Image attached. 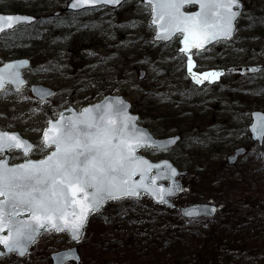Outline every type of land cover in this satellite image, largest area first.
<instances>
[{
	"label": "rangeland",
	"instance_id": "1",
	"mask_svg": "<svg viewBox=\"0 0 264 264\" xmlns=\"http://www.w3.org/2000/svg\"><path fill=\"white\" fill-rule=\"evenodd\" d=\"M30 1L42 9L25 10L29 0H0L2 12L40 14L38 21L28 24L30 28L26 24L0 35V64L19 57L18 50L32 48L31 66L24 70L29 84L54 85L56 91L40 100L29 84L20 91L7 87L0 93L2 127L35 140L31 155L39 157L47 151L41 140L43 128L61 108L70 103L81 107L108 93L121 94L154 133L181 134L171 149L144 150L153 159L168 157L187 169L175 202L217 205L212 217L186 219L178 207L155 203L147 194L110 201L91 217L79 242L84 264H148L155 240L161 244L185 229L200 237L214 226L217 239H207L197 252L178 259L169 257L172 241L159 246L157 252L165 251V258L154 259L155 264H264V144L255 142L248 128L251 112L264 111V0H243L234 38L200 51H181V35L169 42L154 41L150 7L142 0L59 14L55 12L68 0ZM256 65L261 67L250 69ZM241 145L247 153L229 162ZM11 154L12 160L23 157L19 151ZM227 205L245 219L257 216L259 228L247 225L249 229L225 232L218 227ZM252 239L257 245H250ZM57 241L41 237L34 251ZM33 258L10 256L7 261L36 264Z\"/></svg>",
	"mask_w": 264,
	"mask_h": 264
},
{
	"label": "water",
	"instance_id": "2",
	"mask_svg": "<svg viewBox=\"0 0 264 264\" xmlns=\"http://www.w3.org/2000/svg\"><path fill=\"white\" fill-rule=\"evenodd\" d=\"M125 1L68 0L63 10L118 7ZM142 1L150 4L153 40L169 42L181 35L180 50H200L219 40L232 39L244 8L243 0ZM191 4L196 8L186 9ZM37 18L25 11H0V34ZM30 64L27 56L0 64V92L8 84L14 91L26 85L23 69ZM140 74L142 78L145 70ZM30 89L40 99L55 92L42 83H32ZM252 117L249 129L262 143L264 111H252ZM41 137L51 148L48 153L11 163L10 149H20L28 156L36 143L19 130L5 129L0 124V152H5L0 158V242L5 250L0 249V255L12 251L25 255L42 230H67L80 238L91 211L101 210L109 200L146 193L156 203L176 206L173 197L183 189L180 177L187 169H180L170 158L154 160L142 151L170 148L181 135H156L140 121V113L132 112L131 101L123 95L108 93L81 109L73 104L61 109L57 118L49 119ZM245 151L243 146L236 148L229 162H235ZM216 208L214 203L198 201L181 205L179 210L184 218H196L213 216Z\"/></svg>",
	"mask_w": 264,
	"mask_h": 264
},
{
	"label": "trees",
	"instance_id": "3",
	"mask_svg": "<svg viewBox=\"0 0 264 264\" xmlns=\"http://www.w3.org/2000/svg\"><path fill=\"white\" fill-rule=\"evenodd\" d=\"M45 7V6H44ZM25 10L30 11V12H38L39 10L42 9V7L38 6L35 2L33 3L32 1L29 0V2L27 3V5H25ZM35 25V24H34ZM28 26V25H27ZM26 26V28H27ZM29 27V26H28ZM30 28V27H29ZM34 50L28 49L25 52H22L21 50H18L16 52V54H33ZM176 114H172L170 115L171 117H174L175 119H178L177 117H175ZM234 184H236L235 182H232ZM240 183V182H239ZM238 183V184H239ZM221 216H224V220H220L219 223H217L218 227L223 228V230L226 231H238L240 228V230L243 229H249L247 227V225H249L251 228H259L258 226V217L254 216L251 217V220L245 219L242 216H240L238 214L237 209H235L234 207L227 205L225 207H223L222 209V214ZM218 217H220V214L218 215ZM215 226L213 229L209 230L208 232L202 234V236L198 237L196 235V233L194 232V230H187L185 232H174L172 233V237L167 236L166 238H164L163 242L161 244H159L160 242H158L157 240H155V242H153L155 244L156 248H153V254L149 255L151 256V258H147L146 262H148V264H155V260H164L165 258V251L162 253H158V247L159 246H165L167 244V241H172V247L170 249L169 252V257H171L170 259L173 258H180L182 257L185 253H192V252H197V248H199L201 246V244L204 243V241L208 240H215L218 238L216 231H215ZM222 231V229H221ZM171 233V231L169 232V234ZM188 234H190V236H188ZM189 242L188 244H186V242ZM250 245H257V241L256 239H252L249 241ZM167 251V250H166ZM199 252H201L202 250H198ZM155 253H157V257H155ZM186 255V254H185ZM252 256H255L254 254H252ZM184 264H187V262H185Z\"/></svg>",
	"mask_w": 264,
	"mask_h": 264
},
{
	"label": "flooded vegetation",
	"instance_id": "4",
	"mask_svg": "<svg viewBox=\"0 0 264 264\" xmlns=\"http://www.w3.org/2000/svg\"><path fill=\"white\" fill-rule=\"evenodd\" d=\"M100 59H101L100 62H102V57H100ZM99 212H92L90 219L93 215H96ZM44 236L47 238L58 239V241L55 243L45 244L43 247L40 246L39 250L41 251L39 252L34 251V245L38 242V240L41 237ZM82 237L79 239H75L66 230H60V231L56 229L43 230L39 234L36 241L33 244H31V246L29 247V251L25 255L20 256L18 255L17 252H11L10 254L1 255L0 264H10L9 261H7V258H9L10 256H16L18 258H26L27 256H29V258L31 259L34 257L33 259L36 264H84L85 252L82 250L79 243ZM0 248H3L1 243H0ZM57 252H61V253L56 255L54 258V254ZM63 257H65L66 259L65 261L62 260ZM59 261L62 262L59 263Z\"/></svg>",
	"mask_w": 264,
	"mask_h": 264
}]
</instances>
